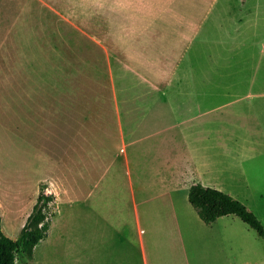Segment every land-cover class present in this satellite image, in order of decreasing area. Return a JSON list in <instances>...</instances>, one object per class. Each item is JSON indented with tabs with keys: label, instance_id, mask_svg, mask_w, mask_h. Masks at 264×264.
Masks as SVG:
<instances>
[{
	"label": "crops",
	"instance_id": "1",
	"mask_svg": "<svg viewBox=\"0 0 264 264\" xmlns=\"http://www.w3.org/2000/svg\"><path fill=\"white\" fill-rule=\"evenodd\" d=\"M227 5V0H0L1 45L10 36H33L37 48L34 72L16 70L9 60L10 71L22 79L5 83H15L28 113L67 122L64 157L52 161L63 163V174L77 167L71 179L67 174L37 179L31 199L41 182L58 205L78 206L80 216L103 214L120 236L119 245L132 240L139 264H232V245L240 249L246 228L233 214L205 223L189 203L188 190L201 184L228 193L264 225V94L242 91L258 88L252 82H172L198 36H221L215 24ZM37 36H85L160 95L85 98L78 104L94 107L40 115ZM174 87L223 91L174 93ZM119 158L125 193L116 182ZM93 175L97 178L90 180ZM8 197L0 195L1 218ZM30 202L19 203L20 229L35 203ZM258 244L264 264V243Z\"/></svg>",
	"mask_w": 264,
	"mask_h": 264
},
{
	"label": "rangeland",
	"instance_id": "2",
	"mask_svg": "<svg viewBox=\"0 0 264 264\" xmlns=\"http://www.w3.org/2000/svg\"><path fill=\"white\" fill-rule=\"evenodd\" d=\"M227 4L222 10V19L215 24V30L221 36L209 34L197 37L172 78L173 86L252 82L258 88L242 91L264 94V0H227ZM1 42L0 40V195L4 197V192L9 194L5 200L8 212H2L1 226L4 234L14 239L19 233L22 220V213H17L19 203L28 205L31 200L32 203L36 202L37 195L32 199L31 195L35 194L37 179L47 175L63 179L66 174L73 177L77 167L73 174H61L63 163L57 165L52 161L53 158L54 161L61 162L64 157L63 141L67 122L56 120L54 123V119L49 116L39 119L32 114L33 111L28 113L20 102L15 83H5L22 79L19 73L10 71L7 66L9 60H15V63L10 64L16 70L21 68L34 72L36 38L10 36L3 45ZM37 44L39 68L35 79L40 87L35 91L40 101V115L49 112L60 117L69 110L79 112L80 108L94 107L79 105V99L105 100L110 97L160 95L157 91L142 87V79L85 36H37ZM170 91L213 93L223 90L174 87ZM102 161L107 163L106 156ZM102 161L100 159L99 166L95 168L99 174L104 169ZM120 161L121 158L116 161L115 167ZM117 169L120 177L116 182L119 191L121 189L125 193L127 176L124 168ZM93 177L94 175L90 180L97 178ZM43 185L40 182L38 189ZM18 189L22 193L16 199L13 193ZM44 193L50 195L46 189ZM116 193L121 197L120 192ZM79 211L78 206L74 209L65 203L58 205L55 199L50 202L47 209L49 226L46 238L34 247L31 258L20 250L17 251L14 264H139L137 252L131 247L132 240L125 241L128 246L122 243L119 245L120 236L114 234L109 220L101 216L103 214L99 213L97 216L85 211L80 216ZM232 218L247 230L245 233L241 231L240 249L237 243L232 245V264H259L262 255L258 240L264 243V238L259 237L254 229L242 223L238 217ZM262 218L264 220L263 212Z\"/></svg>",
	"mask_w": 264,
	"mask_h": 264
},
{
	"label": "trees",
	"instance_id": "3",
	"mask_svg": "<svg viewBox=\"0 0 264 264\" xmlns=\"http://www.w3.org/2000/svg\"><path fill=\"white\" fill-rule=\"evenodd\" d=\"M43 188H40L36 202L16 238L12 239L3 233L0 216V264H14L19 250L31 258L34 247L46 237L49 226L47 209L54 196L45 195ZM188 201L205 223H210L219 216L233 214L264 238V227L257 216L228 193L192 184L188 190Z\"/></svg>",
	"mask_w": 264,
	"mask_h": 264
}]
</instances>
